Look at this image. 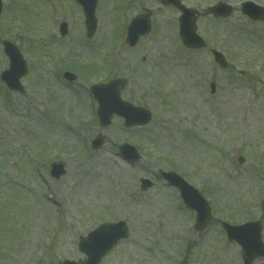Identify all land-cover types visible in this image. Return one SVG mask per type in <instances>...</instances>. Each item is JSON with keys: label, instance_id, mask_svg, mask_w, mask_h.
Segmentation results:
<instances>
[{"label": "rangeland", "instance_id": "obj_1", "mask_svg": "<svg viewBox=\"0 0 264 264\" xmlns=\"http://www.w3.org/2000/svg\"><path fill=\"white\" fill-rule=\"evenodd\" d=\"M127 1L98 0L96 33L86 39L73 0H2L0 40L19 48L28 73L22 94L0 81V264H85L78 244L121 220L128 236L99 264H242L222 222L258 221L264 244V22L240 14L246 0H223L236 11L226 21L199 20L207 48L191 51L177 36L174 9L153 0L122 7ZM214 1L182 0L200 9ZM145 12L150 33L130 49L122 42L127 24ZM213 48L225 55V69ZM6 69L0 44V75ZM111 79L125 81L124 101L151 112L147 126L126 129L113 117L99 127L90 88ZM98 136L103 144L93 150ZM123 144L137 150V163L120 156ZM52 164L65 170L58 179ZM171 170L210 204L203 230L159 179ZM141 178L153 187L140 190Z\"/></svg>", "mask_w": 264, "mask_h": 264}, {"label": "water", "instance_id": "obj_2", "mask_svg": "<svg viewBox=\"0 0 264 264\" xmlns=\"http://www.w3.org/2000/svg\"><path fill=\"white\" fill-rule=\"evenodd\" d=\"M83 7L88 37H90L95 31V19L93 17V11L95 6V0H77ZM164 4L179 6L178 0H161ZM182 8V7H180ZM224 12V7H216L213 11ZM184 16L181 18L183 21V42L187 47H197L195 45L197 40L194 33V18L193 13L189 10H183ZM1 12V1H0ZM149 31L148 18H136L132 21L129 32L128 43L133 46L140 36H144ZM64 33V30H63ZM2 46L4 53L9 59V70L5 71L1 75V80L12 91L22 92L23 88L20 84V79L26 75V64L23 60L18 49L9 42L3 41ZM219 60L221 58L219 57ZM67 76V75H66ZM68 77V76H67ZM121 85L120 82H112L105 87H94L92 94L98 100L100 105L99 120L102 128L109 124L112 115H118L125 120V126H144L148 124L151 119V114L141 108L133 107L132 105L122 102L119 98L118 88ZM100 140H96L95 148L99 147ZM124 155L127 159L135 161L138 160V156L134 148L125 146L123 148ZM64 174L63 166L61 164L52 166L51 175L55 178H59ZM172 185L180 188L185 197L186 204L194 209L197 213L198 227H203L209 220V209L206 202L201 199L197 192L188 187L181 179L174 174H161ZM150 185L146 182L145 187ZM230 240L236 241L245 252V264H250L255 256H264V250L260 242V229L256 224H248L243 227H229L225 226ZM127 230L124 224L118 223L114 225H105L97 228L91 232L85 241L79 244V250L85 254L87 261L85 264H98L100 260L105 256L108 251L121 239L126 238ZM64 264H75L71 262H65Z\"/></svg>", "mask_w": 264, "mask_h": 264}]
</instances>
